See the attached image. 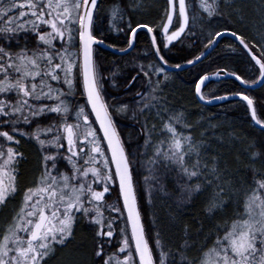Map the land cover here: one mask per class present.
Here are the masks:
<instances>
[{
    "label": "snow or ice",
    "instance_id": "6c2138e0",
    "mask_svg": "<svg viewBox=\"0 0 264 264\" xmlns=\"http://www.w3.org/2000/svg\"><path fill=\"white\" fill-rule=\"evenodd\" d=\"M232 7L233 0H164L149 24L133 19L144 0H0V264H54L84 225L86 264H264V140L236 156L246 171L237 178L212 151L210 141L224 142L217 125L197 134L165 95L166 66L183 65L170 64L164 50L202 44L185 62L194 66L231 36L254 78L221 68L196 76L193 94L206 104L230 99L212 87L227 72L244 86L231 98L264 137V97L258 115L251 94L264 90V29L250 39L229 28ZM105 31L124 33V45L106 44ZM139 33L151 56L134 60L120 85V69L104 66L100 47L132 56ZM106 85L123 92L110 96ZM127 119L139 125L135 137L118 123ZM24 143L40 160L22 185ZM168 197L176 214L166 223L149 216L157 198ZM195 199L203 200L202 217L187 223L181 209Z\"/></svg>",
    "mask_w": 264,
    "mask_h": 264
},
{
    "label": "trees",
    "instance_id": "16d2710c",
    "mask_svg": "<svg viewBox=\"0 0 264 264\" xmlns=\"http://www.w3.org/2000/svg\"><path fill=\"white\" fill-rule=\"evenodd\" d=\"M233 2L234 7L227 10L231 14V23L227 26L235 29L237 32L244 33L250 39L253 38L259 30L264 29V0H233ZM163 6L164 0H144V8L140 10L141 16L136 20L149 24L158 21ZM220 26L216 25V27ZM140 35L142 38L141 41L143 43L147 42L148 37L142 33ZM147 43L148 48L143 49L142 53L149 51V56H151L149 38ZM230 45H236V50L233 51ZM197 51H204L202 44L199 49L188 48L187 50H183L182 46L178 45L173 50L172 62L185 63L187 59L192 58L193 52ZM101 52L102 49H100ZM143 57L142 62L147 63L144 55ZM221 68L227 71H233L246 79L254 78V70L249 64L247 57L241 54L238 42L232 37L224 36L219 42V47L203 63L190 66L186 70L178 73L169 72L172 75V79L168 83L165 95L169 98L170 107L174 110L183 111L188 121L196 126L193 131L197 132V134L202 126L208 125L209 123L217 125L216 133L218 136H223L224 142L220 143L216 140L210 141L212 151L218 152L221 155L237 178H244L246 171L242 164H237L236 156L239 154L241 160H243L242 149L253 141L261 142L264 140V137L261 136V133L255 125L249 123L250 116L245 111L243 102L239 99H234L220 103L219 105L208 106L199 102L193 94V81L196 76L204 73L211 74L219 71ZM212 87L216 95H229L233 91L244 90L236 80L231 78L221 81L212 80ZM251 94L257 98V111L259 115L261 114V100L259 98L264 97V90H258ZM126 121L118 120V123L125 134L135 137L139 125H134L131 121H129V124ZM229 133H232L238 139L230 141ZM29 158V161L23 165V185L30 182L33 170L38 168L39 158L37 155H31ZM32 162L35 165L31 164ZM247 175L250 176L251 174L247 173ZM202 207L203 200L195 199L191 204L181 209L182 219L187 223H196L197 219L202 217ZM147 212L149 216L155 213L156 216L166 223L169 220V214L175 215L177 212L175 200L172 198V203L162 199L156 200L155 206L148 208ZM87 236V229L82 226L76 240L65 251L61 252L54 264H86L90 260L91 248L90 244L87 248L84 247ZM168 236L173 240L178 238L175 229L169 231Z\"/></svg>",
    "mask_w": 264,
    "mask_h": 264
},
{
    "label": "flooded vegetation",
    "instance_id": "af4514ba",
    "mask_svg": "<svg viewBox=\"0 0 264 264\" xmlns=\"http://www.w3.org/2000/svg\"><path fill=\"white\" fill-rule=\"evenodd\" d=\"M130 1L131 0H124L125 6L128 3H130ZM125 10L129 11V15H132L131 11L127 7H125ZM140 16H141V12H140V9H138L137 14L133 16L134 21ZM105 27H106V25H105ZM102 38L105 40L106 44H113V45H116L117 47L124 45V42H125L124 33H117L115 31H105ZM141 39L142 38H141V35L139 33L138 34V40L136 41L135 46H134L136 51L133 52L132 56H127L124 54H118V53L113 52L110 49L108 50V49H103L100 47V49H102V52L100 55V60L104 64V66L106 68H118V69H120L121 76L117 78V83L120 85L123 84L124 79L126 77H130L131 75L134 74L135 69L132 66L134 60L138 59L139 61L142 62L144 59L142 52H143L144 48L145 49L148 48V43H147L148 38H147V42H145V43H143L141 41ZM158 43H159V39H158ZM182 49L187 50L188 49L187 45L182 46ZM172 53H173V51H167V50H164V52L162 53L165 55V58L169 60L170 64L174 63V62H172L173 61L172 60V55H173ZM181 64H184V63H181ZM184 70L171 71V70H168L166 68V71H168L170 73H176V72L178 73V72L184 71ZM106 87H108V86L106 85ZM108 92H109L110 96H116V95H121L123 92V89L121 88L120 92H116V91H113L110 87H108ZM125 99H129V97H125ZM122 121H124V120H122ZM127 123L130 124V122H127ZM22 150L24 151L25 156H26V162L24 164H26L29 161V159H30L29 157L31 155L36 154L37 157L39 158L38 159V166H39L40 157L36 151V148L32 144L24 143L22 145ZM31 164L35 165V163H33V162ZM37 169L33 170V175H32V178L30 179V182L32 181L35 174L37 173ZM21 184H22V182H21ZM168 199H169V202L172 203V198L170 199V197H169ZM84 227L87 229L86 225H84Z\"/></svg>",
    "mask_w": 264,
    "mask_h": 264
},
{
    "label": "water",
    "instance_id": "95a60500",
    "mask_svg": "<svg viewBox=\"0 0 264 264\" xmlns=\"http://www.w3.org/2000/svg\"><path fill=\"white\" fill-rule=\"evenodd\" d=\"M226 36H228V35H226ZM229 37H231V36H229ZM220 42V41H219ZM218 42V43H219ZM102 48H104V49H111V50H113V51H115L114 49H112V48H107V47H103V46H101ZM115 52H117V51H115ZM118 54H121V53H119V52H117ZM191 65H186V64H184L183 65V67L181 68V69H184V68H188V67H190ZM166 68L167 69H169V70H181V69H175V68H171V67H167L166 66ZM213 74V73H212ZM211 75V74H210ZM229 78H233L234 79V77H231V76H228L227 75V73H221V76H220V78L219 79H213V80H215V81H221V80H224V79H229ZM238 82V81H237ZM239 83V82H238ZM242 86V85H241ZM243 88H244V86H242ZM226 96H229L230 97V99H228V100H234V99H238V98H231V94L230 95H226ZM228 100H224V101H213V103H211V104H206L205 102H203V101H201V102H203L205 105H209V106H212V105H215V104H219V103H223V102H226V101H228ZM257 128H258V126H256Z\"/></svg>",
    "mask_w": 264,
    "mask_h": 264
},
{
    "label": "rangeland",
    "instance_id": "374dc122",
    "mask_svg": "<svg viewBox=\"0 0 264 264\" xmlns=\"http://www.w3.org/2000/svg\"><path fill=\"white\" fill-rule=\"evenodd\" d=\"M119 121H122V120H119ZM129 121H131V120H128V119H127L126 122H129ZM131 122H132V121H131ZM196 123H198V122H196ZM174 196H175V194L173 193V197H174ZM173 197H170V199L173 198ZM168 198H169V197H168ZM168 198H167V199H166V198H163L162 200L169 201ZM159 199H161V198H157V200H159ZM155 204H156V201H155Z\"/></svg>",
    "mask_w": 264,
    "mask_h": 264
},
{
    "label": "bare ground",
    "instance_id": "6f19581e",
    "mask_svg": "<svg viewBox=\"0 0 264 264\" xmlns=\"http://www.w3.org/2000/svg\"><path fill=\"white\" fill-rule=\"evenodd\" d=\"M145 49V48H144ZM189 68V67H188Z\"/></svg>",
    "mask_w": 264,
    "mask_h": 264
}]
</instances>
